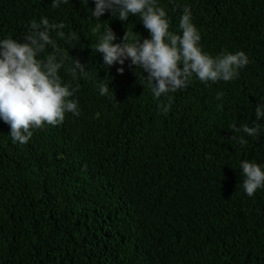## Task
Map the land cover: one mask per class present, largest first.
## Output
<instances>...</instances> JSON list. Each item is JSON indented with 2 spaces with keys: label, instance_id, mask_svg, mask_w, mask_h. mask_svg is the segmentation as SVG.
I'll use <instances>...</instances> for the list:
<instances>
[{
  "label": "trees",
  "instance_id": "16d2710c",
  "mask_svg": "<svg viewBox=\"0 0 264 264\" xmlns=\"http://www.w3.org/2000/svg\"><path fill=\"white\" fill-rule=\"evenodd\" d=\"M53 2L0 0V40L24 42L33 20L64 24L38 58H63L59 75L80 112L23 144L0 119V264H264V188L249 197L240 168L264 170V119L258 136L232 128L253 126L264 104V0H157L169 31L182 35L188 8L203 52L250 61L232 81L193 74L159 100L143 69L105 65L95 48L109 28L113 43L127 31L150 39L139 14L97 19L95 0ZM75 59L86 77L73 78Z\"/></svg>",
  "mask_w": 264,
  "mask_h": 264
},
{
  "label": "clouds",
  "instance_id": "9594fccd",
  "mask_svg": "<svg viewBox=\"0 0 264 264\" xmlns=\"http://www.w3.org/2000/svg\"><path fill=\"white\" fill-rule=\"evenodd\" d=\"M68 3V0H63ZM60 0H54L53 7H59ZM108 10L118 16L121 21H127L129 14H139L145 28L150 32V39H135L127 31L124 42L113 43L116 40L111 28L107 29L96 44V51L103 54L105 65L115 63L123 65L125 60L147 73V83L151 86L156 100L169 92H176L188 86L193 74L205 83L217 81H232L239 76V70L247 66L249 57L243 52L221 53L215 58L200 47L201 34L192 22L190 9L185 8L181 17L182 35L169 31L167 13L158 6L157 0H95L93 16L100 19ZM64 24L51 23L47 18H41L39 23L33 20L28 34L19 42L12 38L0 40V119L10 126V135L14 141L27 143L33 136L34 129L49 125V129L59 128L68 121V114L80 115L78 103L70 99L75 89L63 84L59 75L63 67V58L59 61L55 55H48L45 60L38 57L45 51L46 45L56 47L52 33L63 38ZM99 31V26L94 30ZM75 66L70 69L76 79L77 70L82 76H87L85 65L75 59ZM118 71L122 74L124 68ZM101 95L109 93V87L101 84ZM223 93L217 94L220 99ZM170 99V97H169ZM159 107L166 113L168 106L163 103ZM256 122L253 126L247 124L241 128H232L248 136H258L259 121L264 119V104L255 108ZM231 139L236 140L233 135ZM244 145L243 136L238 141ZM245 177L243 188L249 197L257 189L264 188V170L255 163L244 160L240 164Z\"/></svg>",
  "mask_w": 264,
  "mask_h": 264
}]
</instances>
